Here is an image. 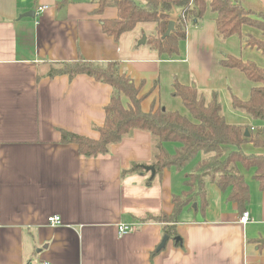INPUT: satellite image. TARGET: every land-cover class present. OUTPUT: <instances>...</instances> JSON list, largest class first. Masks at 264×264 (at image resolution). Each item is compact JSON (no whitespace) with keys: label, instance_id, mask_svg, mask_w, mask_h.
Here are the masks:
<instances>
[{"label":"crops","instance_id":"1","mask_svg":"<svg viewBox=\"0 0 264 264\" xmlns=\"http://www.w3.org/2000/svg\"><path fill=\"white\" fill-rule=\"evenodd\" d=\"M238 1L246 10L255 6ZM97 8L92 0H0V264H264V247L257 242L264 240V192L253 170L240 168L251 222L240 225L243 211L208 184L203 213L195 204L185 209L175 226L178 240L168 239L157 250L163 225L142 220L172 213V198L184 190L197 160L151 176L144 167L154 163L156 139L141 130L111 144L105 155L80 156L76 145L60 143V130L98 139L112 89L84 74L48 76L53 64L79 58L115 62L138 88L143 112L161 106L189 117L172 95L176 80L194 85L206 102L216 91L227 123L255 128L264 123L230 102V94L246 101L255 84L219 61L232 56L264 68V53L235 36L220 40L208 9L188 25L177 55L160 56L146 45L154 24H137L115 39L103 33L101 23L115 19L116 9ZM30 11L33 17L19 18ZM176 16L172 11L173 21ZM242 34L264 41L251 27L244 26ZM142 37L145 43L139 44ZM163 146L173 154L177 144ZM242 150L264 154L250 143ZM134 164L145 173L127 172ZM50 216H59L61 224L49 226ZM120 223L135 224V230L118 237Z\"/></svg>","mask_w":264,"mask_h":264},{"label":"trees","instance_id":"2","mask_svg":"<svg viewBox=\"0 0 264 264\" xmlns=\"http://www.w3.org/2000/svg\"><path fill=\"white\" fill-rule=\"evenodd\" d=\"M61 1L66 3L69 0ZM92 1L97 4L98 12L107 7L116 9L115 19L104 20L101 23L103 33L115 39L133 30L137 24H154L153 31L146 39V45L160 56L177 55L180 44L186 38L188 25L201 20L208 9L215 14V33L220 40L235 36L241 41L243 39L246 46L255 47L264 53V41L242 34L243 27L247 26L259 30L264 35V21L258 16H253L252 11L244 9L238 0ZM173 10H177L174 29L168 36L163 37L172 20ZM219 64L224 68L238 69L248 81L255 84L250 89L246 101L230 94V102L237 112L264 123V68L232 56H224ZM80 74L110 86L112 93L104 108L103 125L97 129L98 139L60 130L61 144H74L80 156L94 158L105 155L111 144L118 143L131 131H146L156 139V155L152 164L155 176H159L165 168L182 170L199 158L191 173L185 177L184 190L172 198V213L153 215L142 220L162 224L164 236L168 239L177 236L175 226L185 209L195 204L203 213L207 206L208 184L216 185L227 194L229 201L244 211L250 195L240 168L253 170V179L257 182L259 190L264 192V154H246L242 150L245 143H250L255 148H264V127L254 128L227 123L216 91L211 92L210 99L206 102L195 87L184 86L173 80L172 95L181 100L189 117L161 106L143 112L140 108L138 88L129 77L119 72L115 62L103 65L79 58L74 62L53 64L48 72L49 77L66 75L72 78ZM123 99L127 100L126 105ZM245 132L248 133L247 137L244 136ZM169 142L177 144L173 154H169L163 146ZM137 171L144 172L143 167L134 164L127 172ZM257 242L259 247H264V240Z\"/></svg>","mask_w":264,"mask_h":264},{"label":"built area","instance_id":"3","mask_svg":"<svg viewBox=\"0 0 264 264\" xmlns=\"http://www.w3.org/2000/svg\"><path fill=\"white\" fill-rule=\"evenodd\" d=\"M43 8H39L38 11L42 10ZM252 219L250 217V214L247 211L241 212V214L238 217V223L242 226L248 224L251 222ZM47 224L49 226H57L61 224V220L59 216H50L47 218ZM136 225L131 223H120L117 226V235L118 237H122L126 234L132 233L135 230ZM42 264H48V263H42Z\"/></svg>","mask_w":264,"mask_h":264},{"label":"water","instance_id":"4","mask_svg":"<svg viewBox=\"0 0 264 264\" xmlns=\"http://www.w3.org/2000/svg\"><path fill=\"white\" fill-rule=\"evenodd\" d=\"M33 16H34V12L30 11V12H27V13H24V14L20 15L19 18L33 17ZM173 29H174V21L171 20L169 22V24H168V27H167L166 32H165V34H164L163 37L168 36L173 31ZM144 43H145V37H142V39L139 42V44H144ZM191 86L194 87V85H191ZM244 136L247 137L248 136V133L245 132L244 133ZM144 170L146 172H150L151 173V176H154L155 170H154L153 166L144 167ZM167 240H168V237L167 236H164L162 238V241H161L160 245L158 246L157 250H160L161 248H163L165 246V243L167 242ZM175 240H178V238H175Z\"/></svg>","mask_w":264,"mask_h":264},{"label":"rangeland","instance_id":"5","mask_svg":"<svg viewBox=\"0 0 264 264\" xmlns=\"http://www.w3.org/2000/svg\"><path fill=\"white\" fill-rule=\"evenodd\" d=\"M136 1H138L139 2V0H136ZM250 2L253 4V5H255L253 8H252V12L254 13V15L253 16H258L259 18H260V20H262V21H264V10H263V6H261L262 4H264V0H250ZM257 2L258 3H260V6L258 7L257 6ZM173 11H176L177 12V10H173ZM259 31V30H258ZM237 38V37H236ZM244 38V37H243ZM142 39V38H141ZM141 39H140V41H141ZM242 42H244V40L242 39ZM182 45H183V43H182ZM255 52H258V50H255ZM261 52V51H260ZM260 58L264 61V55L262 56H260ZM123 103H124V105H126V103H127V100L126 99H123ZM228 148V147H227ZM229 149V148H228ZM232 149V148H231ZM199 159V158H198ZM197 159V160H198ZM249 174H251V172L250 171H247ZM248 174V176H250ZM247 179H249V178H247Z\"/></svg>","mask_w":264,"mask_h":264}]
</instances>
